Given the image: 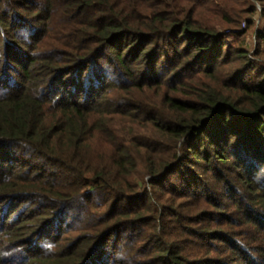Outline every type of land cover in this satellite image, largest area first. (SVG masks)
Segmentation results:
<instances>
[{
  "label": "trees",
  "instance_id": "1",
  "mask_svg": "<svg viewBox=\"0 0 264 264\" xmlns=\"http://www.w3.org/2000/svg\"><path fill=\"white\" fill-rule=\"evenodd\" d=\"M0 264H264V0H0Z\"/></svg>",
  "mask_w": 264,
  "mask_h": 264
},
{
  "label": "rangeland",
  "instance_id": "2",
  "mask_svg": "<svg viewBox=\"0 0 264 264\" xmlns=\"http://www.w3.org/2000/svg\"><path fill=\"white\" fill-rule=\"evenodd\" d=\"M256 25H257V27H255L254 29H252V30H250V32H249V34H248V37L250 38V40L253 42L254 41V39H255V37H254V33H255V30L257 29V28H262V24H261V20L260 19H258L257 17H256ZM243 29H246V23H243ZM231 32H235V33H237V31L236 30H230V32H228V30L226 31V33H231ZM250 41V42H251Z\"/></svg>",
  "mask_w": 264,
  "mask_h": 264
},
{
  "label": "clouds",
  "instance_id": "3",
  "mask_svg": "<svg viewBox=\"0 0 264 264\" xmlns=\"http://www.w3.org/2000/svg\"><path fill=\"white\" fill-rule=\"evenodd\" d=\"M42 247L47 251H52L54 245L52 244V242H45L42 244Z\"/></svg>",
  "mask_w": 264,
  "mask_h": 264
},
{
  "label": "built area",
  "instance_id": "4",
  "mask_svg": "<svg viewBox=\"0 0 264 264\" xmlns=\"http://www.w3.org/2000/svg\"><path fill=\"white\" fill-rule=\"evenodd\" d=\"M229 32V31H228Z\"/></svg>",
  "mask_w": 264,
  "mask_h": 264
}]
</instances>
